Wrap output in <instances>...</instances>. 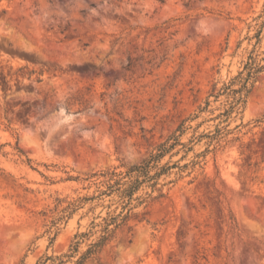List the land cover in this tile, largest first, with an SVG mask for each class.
<instances>
[{"label": "rangeland", "instance_id": "1", "mask_svg": "<svg viewBox=\"0 0 264 264\" xmlns=\"http://www.w3.org/2000/svg\"><path fill=\"white\" fill-rule=\"evenodd\" d=\"M251 60L264 0H0V264L67 251L86 208L55 224L57 198L96 188L69 177L138 163L183 120L182 141L241 140L165 156L188 167L151 221L88 264H264V69L228 119L233 96L210 95Z\"/></svg>", "mask_w": 264, "mask_h": 264}, {"label": "trees", "instance_id": "2", "mask_svg": "<svg viewBox=\"0 0 264 264\" xmlns=\"http://www.w3.org/2000/svg\"><path fill=\"white\" fill-rule=\"evenodd\" d=\"M264 65H259L256 61H248L243 70L229 84H225L218 89L214 84L210 95L219 97L221 94L233 96L231 106L218 116H226L228 119L234 110L244 106L249 93L255 86ZM247 71V75L243 76ZM242 77L240 87L234 88L233 85ZM209 104V100L206 101ZM205 107H200V111ZM263 118L257 119L262 121ZM238 125L237 127L241 126ZM245 125V124H244ZM252 129V128H251ZM186 131L185 120L162 142L157 144L149 155L142 161L131 165H126L125 169L110 167L100 169L86 174L85 177L70 176L69 179L89 181V185L84 188L89 189L95 185V190L90 193L79 194L76 197H58L54 211L58 216L53 220L56 224L58 220L73 218L77 211L82 208L86 210L81 213L78 223L79 229L73 235L69 249L60 254H46L42 256L36 264H66L72 261L73 264H88L93 259H100L102 252L111 244L125 229L131 231L143 221H151V210L153 205L168 196L169 191H165V186L176 179L164 181L171 175L172 169L179 167L180 171L188 167V164L180 165L179 160L171 164V161L163 163L165 156L170 157L179 154L186 148V152L192 149L188 145L204 137L209 138L208 147L214 144V149L224 146L223 142L229 143L241 140L240 136L229 139L230 129L219 127L213 131L192 135L189 141H182L181 137ZM180 146L178 149L177 147ZM242 147L245 143L242 142ZM203 151V152H205ZM186 156L183 155V158ZM199 156V155H198ZM180 173V172H179ZM181 175V174H180ZM101 206L98 214L92 216L85 229H81V220L89 216L91 212ZM233 218V217H232ZM235 221V218H234ZM86 247L82 250L83 244ZM103 264V263H101Z\"/></svg>", "mask_w": 264, "mask_h": 264}]
</instances>
